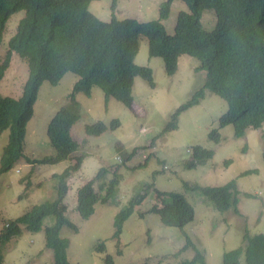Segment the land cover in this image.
<instances>
[{"label":"rangeland","instance_id":"1","mask_svg":"<svg viewBox=\"0 0 264 264\" xmlns=\"http://www.w3.org/2000/svg\"><path fill=\"white\" fill-rule=\"evenodd\" d=\"M165 1L115 0L113 5V0H92L88 9L104 21L113 16L148 21L159 19L160 7ZM182 10H189L184 1L171 0L167 15L161 19L168 34L173 33L177 14ZM23 14L20 10L7 20L0 43V65L7 41ZM200 21L203 28L213 30L214 11L204 10ZM134 62L152 70L153 85L140 76L134 77V100L130 108L114 98L106 100L96 86L89 95L79 92L71 97L78 76L66 72L57 84L41 83L33 114L26 125L23 153L40 158L55 153L46 132L55 112L66 106L78 114L71 136L79 145L76 152L84 154V159L79 170L68 179L64 199L65 215L73 227L63 225L59 232L60 237L68 240V263L104 264L103 257L109 255L114 264H182L194 255L192 247L183 250L187 235L203 254L204 264H222L224 253L245 246L244 234H264V123L236 137L231 124L219 125V118L227 109L226 101L205 90L197 104L178 114L176 127L164 131L170 115L203 85L205 71L196 69L199 66L196 58L182 54L177 59L176 71L168 75L162 58L149 56L144 36L139 37ZM27 75L26 60L13 53L0 79V95L19 97ZM112 121H115L114 127ZM96 122L103 123L105 129L99 134H87L86 125ZM213 129L219 135L217 142L209 137ZM7 138L8 130H4L0 134V155ZM196 145L212 150L213 156L188 168L185 164L193 159ZM69 164V160H63L32 165L21 158L10 170L1 173L0 230L5 221L23 214L33 204L53 200L57 186L54 174ZM100 171L102 176L96 178ZM113 178H117V184L110 201L97 202L94 213L82 218L76 209L77 189L94 179L95 191L103 194ZM232 179L238 190V201L226 211L215 210L206 197L196 191L187 192L183 187L185 181L219 186ZM154 187L182 193L193 206V220L182 228L163 225L158 215L148 212L155 200ZM144 193L141 204L124 221L119 238L114 237V215L132 196ZM54 222L55 215H46L39 231L23 228L18 237L0 243V264H54L53 250L45 245V229ZM100 242L104 243L103 252L95 249ZM239 261L246 264L244 252Z\"/></svg>","mask_w":264,"mask_h":264},{"label":"trees","instance_id":"2","mask_svg":"<svg viewBox=\"0 0 264 264\" xmlns=\"http://www.w3.org/2000/svg\"><path fill=\"white\" fill-rule=\"evenodd\" d=\"M91 1L0 0V43L9 17L20 10L24 12L15 33L7 41L0 65V79L13 53L25 59L28 66L21 95L16 98L0 95V134L8 130L7 142L0 155V174L10 170L21 158L32 165L70 161L60 173L54 174L57 178L56 197L33 204L23 214L5 221L0 230V243L18 237L23 228L30 232L39 231L43 218L53 214L54 224L45 229V245L53 250L54 264H69L66 254L68 240L60 237L59 232L63 225L73 227L65 215L67 205L64 199L67 181L79 170L84 154L76 152L79 145L71 136V127L78 114L62 106L51 117L46 129L55 153L40 158L24 155L26 125L33 114V104L43 81L57 84L64 73L72 72L78 79L71 97L79 92L89 95L91 88L96 86L103 91L106 100L111 97L130 108L134 100V77L140 76L153 85L152 70L134 62L139 37L144 36L148 41L149 56L161 57L168 75L176 71L177 59L182 54L196 58L199 61L196 69L205 71L203 85L170 115L164 131L174 129L178 114L197 104L205 90L226 101L227 109L220 116L219 125L231 124L236 137L244 135L246 129L259 128L264 123V0H182L189 10L178 12L172 34L166 32L161 22L167 15L171 0L161 5L159 19L148 21L117 19L114 16L108 21L101 20L89 11ZM206 9L213 10L216 16L215 27L211 31L203 28L200 21ZM114 122H111L113 127ZM104 129L103 123L96 122L86 125L85 132L99 134ZM209 137L219 141L215 129ZM212 156V150L196 145L193 147V159L185 166L196 167ZM101 176L100 171L96 178ZM94 181H87L76 192V209L85 219L94 213L97 202L106 204L110 201L117 184V178L111 179L105 192L99 194L94 189ZM183 187L187 192L196 191L206 197L217 211H226L238 201L234 179L219 186H201L185 181ZM154 192L155 200L148 212L158 215L163 225L182 228L193 220V206L182 193L161 191L155 187ZM144 197L145 193L132 196L127 205L114 215V237L119 238L124 221ZM185 236L183 250L192 247L194 255L182 264H204L203 254ZM244 239L245 248L238 247L224 253L222 264H240L242 252L246 264H264V234L246 233ZM95 249L103 252L104 243L100 242ZM103 262L114 264L109 255L103 257Z\"/></svg>","mask_w":264,"mask_h":264}]
</instances>
